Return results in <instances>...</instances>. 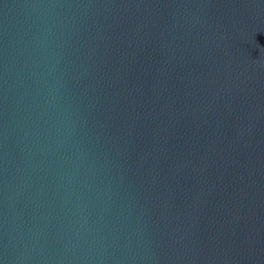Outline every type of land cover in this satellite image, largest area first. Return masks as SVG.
Masks as SVG:
<instances>
[{"label":"water","instance_id":"1","mask_svg":"<svg viewBox=\"0 0 264 264\" xmlns=\"http://www.w3.org/2000/svg\"><path fill=\"white\" fill-rule=\"evenodd\" d=\"M0 264H264V0H0Z\"/></svg>","mask_w":264,"mask_h":264}]
</instances>
